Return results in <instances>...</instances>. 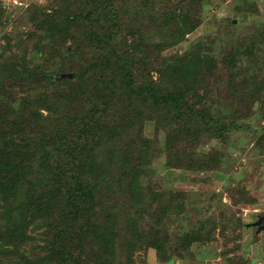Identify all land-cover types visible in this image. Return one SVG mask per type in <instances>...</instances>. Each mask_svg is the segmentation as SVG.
Wrapping results in <instances>:
<instances>
[{
    "label": "rangeland",
    "instance_id": "1",
    "mask_svg": "<svg viewBox=\"0 0 264 264\" xmlns=\"http://www.w3.org/2000/svg\"><path fill=\"white\" fill-rule=\"evenodd\" d=\"M125 1L133 4L132 0ZM79 2L83 0H41L42 4L34 6L42 7V14L57 8L60 13H66L65 8L71 3L73 11L79 12L83 9ZM34 3L35 0H0V53L6 38L15 41L16 36L24 39L31 31L39 34L32 24ZM156 3L148 8L143 30L155 25L156 18L167 8L181 4V0H156ZM184 5L192 10L190 18L196 27L178 42L137 35L140 23L133 28L136 35H128V40H140L141 47L146 49L140 55L146 64L145 73L156 82L164 83L159 70L165 69L169 56L174 58L194 49L205 59L212 58V66L204 67L198 82L190 86L189 98L212 124L217 119L224 125L222 136L215 134L216 126L205 130L199 119L192 124L168 119L160 125L157 119L144 121L141 138L135 146L136 152L141 146L145 156L140 167L141 194L139 190L133 192L139 199L133 198L128 189L119 191L117 183L112 182L116 178L108 177L109 182L100 174L97 176L103 184L100 193L105 194L102 198L96 196L91 222L101 225L107 219L105 214L111 219L127 213L143 214L135 223L143 237L136 245L130 230L116 226L117 236L110 244L113 257L106 264H264V228L253 225L264 213V0H189ZM71 39L55 43L52 48L57 57L64 55L66 45H72ZM13 49L6 55L24 56L30 68L41 64V59L30 50L23 55L19 48ZM82 56L85 59L90 56L89 47H84ZM2 73L0 101L17 110L24 106V115L31 117L33 113L37 121L34 126L26 127L24 133L11 136L20 142L23 153L31 154L37 132L29 128L50 124L47 110L35 95L44 92L53 96L60 87L46 82L34 84L33 88L20 76L15 80L5 73L1 76ZM64 78L60 73L57 81ZM10 108L6 113L8 119L15 112ZM4 112L0 109L1 114ZM36 112L42 116L38 117ZM2 139L0 148L4 146ZM27 187L25 179L13 188L0 189V234L6 238L0 242L4 247H0V264H21L22 255L30 254L36 261L34 264H44L37 259L49 253L46 239L52 235L55 221L49 204L38 207L39 210L32 208V212H37L36 219L31 222L28 217L22 222L23 239L9 234L12 229L7 230L8 223L11 224L9 218L25 211L21 204L30 194ZM156 193L165 194L171 205L168 214L158 222L161 214L157 202L151 201ZM181 203L184 208L178 211L177 204ZM81 221L85 220L78 224ZM13 230L18 229L13 227ZM195 232L200 235L196 241L182 238ZM19 240L20 244L14 247L17 243L13 241ZM158 240L162 242V250L145 247V243L154 244ZM86 254L91 258L84 260L90 264L100 261L99 254H103V261L107 259L104 252Z\"/></svg>",
    "mask_w": 264,
    "mask_h": 264
},
{
    "label": "trees",
    "instance_id": "2",
    "mask_svg": "<svg viewBox=\"0 0 264 264\" xmlns=\"http://www.w3.org/2000/svg\"><path fill=\"white\" fill-rule=\"evenodd\" d=\"M132 1L133 4L125 0H83L79 2L83 6L79 12H74L73 4L69 3L66 13H60L62 11L57 8L42 14V7L34 6L42 4L41 0H35L31 5L34 12L32 24L39 34L31 31L24 39L16 36L15 41L6 38L2 45L0 72L15 80L20 76L33 88L34 84L46 82L60 87L59 93L56 91L53 96L44 92L35 95L47 110L50 124L29 128L37 132L31 154L23 153L20 142L11 136L20 135L26 127L37 124L33 113L31 118L24 115V106L17 110L8 102L0 101V109L5 110L4 114L0 113V137L4 143L0 148V189L13 188L27 179L30 193L22 200L25 211L18 217L9 218L11 224L8 223L7 230L12 229L9 234L18 238L25 237L21 224L25 218L29 217L31 222L36 219L37 212H32L33 207L39 210L38 207L49 204L48 208L55 214L53 233H47L49 237L46 239L49 253L38 257L41 263L90 264L84 260V257L91 258L87 252H104L107 259L103 261V254H99L100 261L94 262L106 264L113 257L110 244L117 236V225L130 230L135 245L143 238L135 225L143 216L142 212L138 216L127 213L116 219L105 214L107 219L101 225L93 224L91 218L95 213L96 196L102 198L105 194L100 193L103 189L97 177L100 174L108 181V177L116 178L112 182L117 183L119 191L120 188L128 189L133 198L139 199L133 192H140V167L145 156L141 146L138 152L135 146L141 138L144 121L157 119L160 125L168 119L192 124L199 119L205 130L210 131L216 126L215 134L222 136L224 125L217 119L212 124V120L207 119L189 98L190 86L198 82L204 67L212 66V58L207 60L194 49L174 58L169 56L165 60V69L159 70L164 83L156 82L152 75L145 73L146 64L140 55L146 49L141 47L140 40H128V35H136L133 28L140 23L137 35L178 42L196 27L190 18L192 10L184 5L189 0H181V4L167 8L159 19L153 17L156 24H150L144 30L142 23L147 18L148 8L156 6V0ZM66 38H72L73 46L66 45L64 55L57 57L52 47L55 43H64ZM53 39L57 41L52 42ZM84 47L90 49V56L86 59L82 56ZM13 48H19L23 55L30 50L41 59V64L30 68L23 60L24 56L6 55ZM64 72L72 73V77L57 81L58 75ZM9 108L15 111L8 114L10 119L6 115ZM36 115L42 116L41 112ZM11 117H14L12 121ZM164 195H152L151 201L157 202L161 214L157 222L168 214L171 206ZM183 208L182 203L177 204L178 211ZM81 219L85 221L78 224ZM13 227L18 230L14 231ZM197 233H186L182 238L196 241L200 236ZM5 239L0 234V242ZM13 242L17 247L21 241ZM145 247L160 251L163 245L158 240L154 244L145 243ZM21 260V264L36 262L31 254L22 255Z\"/></svg>",
    "mask_w": 264,
    "mask_h": 264
},
{
    "label": "water",
    "instance_id": "3",
    "mask_svg": "<svg viewBox=\"0 0 264 264\" xmlns=\"http://www.w3.org/2000/svg\"><path fill=\"white\" fill-rule=\"evenodd\" d=\"M61 77H69L71 78L72 77V73H63L61 74ZM253 225H257L259 226V229L260 228H264V213L262 215H259L257 217V220L253 223Z\"/></svg>",
    "mask_w": 264,
    "mask_h": 264
}]
</instances>
